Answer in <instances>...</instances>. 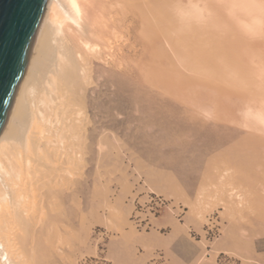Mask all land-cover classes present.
Wrapping results in <instances>:
<instances>
[{
	"label": "bare ground",
	"instance_id": "6f19581e",
	"mask_svg": "<svg viewBox=\"0 0 264 264\" xmlns=\"http://www.w3.org/2000/svg\"><path fill=\"white\" fill-rule=\"evenodd\" d=\"M139 49L138 62L168 95L218 121H234L233 108L249 100L264 105V0H47L0 132V264L68 262L70 212L80 204L73 195L86 187L95 137L89 127L103 125L90 117L102 106L93 111L89 101L115 99L120 75L130 90ZM183 111L189 123L200 119ZM218 128L204 121L194 130ZM217 134L212 145L223 144ZM228 171L204 189L207 201L199 194L188 203L201 220L237 205L220 197L232 194Z\"/></svg>",
	"mask_w": 264,
	"mask_h": 264
},
{
	"label": "rangeland",
	"instance_id": "374dc122",
	"mask_svg": "<svg viewBox=\"0 0 264 264\" xmlns=\"http://www.w3.org/2000/svg\"><path fill=\"white\" fill-rule=\"evenodd\" d=\"M135 54L130 90L120 75L115 99L107 93L89 101L93 111L102 106L90 117L103 125L89 127L95 137L86 187L75 191L80 204L70 212L73 248L58 264H264V105L249 100L233 108L234 121H218L168 95L138 62L142 50ZM183 110L200 119L185 121ZM204 121L220 128L199 135L194 128ZM216 134L223 144L210 143ZM227 171L236 192L220 197L237 205L229 212L218 206L201 220L188 203L199 194L206 200L204 189Z\"/></svg>",
	"mask_w": 264,
	"mask_h": 264
},
{
	"label": "water",
	"instance_id": "95a60500",
	"mask_svg": "<svg viewBox=\"0 0 264 264\" xmlns=\"http://www.w3.org/2000/svg\"><path fill=\"white\" fill-rule=\"evenodd\" d=\"M46 4L47 0H0V132Z\"/></svg>",
	"mask_w": 264,
	"mask_h": 264
}]
</instances>
